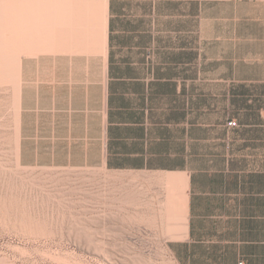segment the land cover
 Returning a JSON list of instances; mask_svg holds the SVG:
<instances>
[{
    "label": "crops",
    "instance_id": "obj_1",
    "mask_svg": "<svg viewBox=\"0 0 264 264\" xmlns=\"http://www.w3.org/2000/svg\"><path fill=\"white\" fill-rule=\"evenodd\" d=\"M203 1H167L189 22L163 21L162 0L63 1L31 38L13 16L17 159L118 172L125 213L165 223L181 264H264V110L226 121L213 146L195 134L191 19Z\"/></svg>",
    "mask_w": 264,
    "mask_h": 264
},
{
    "label": "rangeland",
    "instance_id": "obj_2",
    "mask_svg": "<svg viewBox=\"0 0 264 264\" xmlns=\"http://www.w3.org/2000/svg\"><path fill=\"white\" fill-rule=\"evenodd\" d=\"M63 1L70 0H0V264H181L165 223L154 227L137 222L132 209L125 213V183L113 179L118 172L18 162L11 20L18 18V38L21 20L31 38L35 17ZM167 1L163 21H190L185 8ZM191 21L195 60L187 97L195 134L208 133L213 146L226 121L239 124L264 110V0H204Z\"/></svg>",
    "mask_w": 264,
    "mask_h": 264
},
{
    "label": "built area",
    "instance_id": "obj_3",
    "mask_svg": "<svg viewBox=\"0 0 264 264\" xmlns=\"http://www.w3.org/2000/svg\"><path fill=\"white\" fill-rule=\"evenodd\" d=\"M228 126L229 127H238L239 124H238V122L235 119H231V120L228 121Z\"/></svg>",
    "mask_w": 264,
    "mask_h": 264
},
{
    "label": "bare ground",
    "instance_id": "obj_4",
    "mask_svg": "<svg viewBox=\"0 0 264 264\" xmlns=\"http://www.w3.org/2000/svg\"><path fill=\"white\" fill-rule=\"evenodd\" d=\"M10 245V244H9ZM18 252V251H17ZM16 256V255H15ZM18 257V256H17Z\"/></svg>",
    "mask_w": 264,
    "mask_h": 264
}]
</instances>
